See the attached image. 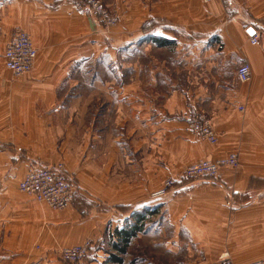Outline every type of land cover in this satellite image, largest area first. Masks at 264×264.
I'll return each mask as SVG.
<instances>
[{
  "label": "crops",
  "instance_id": "obj_1",
  "mask_svg": "<svg viewBox=\"0 0 264 264\" xmlns=\"http://www.w3.org/2000/svg\"><path fill=\"white\" fill-rule=\"evenodd\" d=\"M100 1L116 26L67 0H0V264H63L56 251L87 240L80 264L264 259V31L249 44L264 0ZM16 29L37 53L22 79L2 58ZM195 112L215 145L189 131ZM230 153L236 169L151 199L188 165ZM59 163L78 187L70 207L19 192L28 170ZM135 227L120 252L116 232Z\"/></svg>",
  "mask_w": 264,
  "mask_h": 264
},
{
  "label": "built area",
  "instance_id": "obj_2",
  "mask_svg": "<svg viewBox=\"0 0 264 264\" xmlns=\"http://www.w3.org/2000/svg\"><path fill=\"white\" fill-rule=\"evenodd\" d=\"M71 3L76 13L88 15L98 21L105 29L112 28L118 24V18L110 14L100 0H67ZM214 0H200L202 4H209ZM252 33L249 44L255 47L259 44L263 28H250ZM36 49L25 32L14 30L3 51V66L11 73L13 78H22L32 72L36 58ZM236 80L247 83L250 80V68L246 64L240 65L236 69ZM243 107L238 111L242 112ZM188 129L201 141L209 145L217 143V136L211 123L200 113H193L188 116ZM238 166L237 157L230 153L226 157L215 161L200 160L188 165L176 178L167 179L161 191L151 195L152 200L163 198L176 183L192 181L197 179H207L215 181L219 178L223 169L234 170ZM20 193L32 198L37 203L43 204L54 211H63L70 207L78 194V187L73 179L67 176L63 164L44 166L38 169H30L18 183ZM93 248L91 240L85 241L81 245L62 248L57 252L60 262L64 264H80L88 251ZM213 264H227L220 260ZM246 264H264V259L249 262Z\"/></svg>",
  "mask_w": 264,
  "mask_h": 264
},
{
  "label": "trees",
  "instance_id": "obj_3",
  "mask_svg": "<svg viewBox=\"0 0 264 264\" xmlns=\"http://www.w3.org/2000/svg\"><path fill=\"white\" fill-rule=\"evenodd\" d=\"M149 25H151V23H149ZM136 231H138V227H135L134 230H131V231L127 232V233H124L123 231L118 232V233L116 232V235L119 236V238L122 239L123 242L121 241V245H117V246H115V248L118 249L120 252H123V249H124V247H126L128 240H129L132 236L135 235V232H136ZM124 234H125V236H123ZM118 246H121V247H118ZM91 250H92V249H90V250L88 251V253H87L86 256L84 257L83 261L88 262V261L91 259ZM114 260H115V259H114ZM116 260H117V261H120V259H116Z\"/></svg>",
  "mask_w": 264,
  "mask_h": 264
},
{
  "label": "rangeland",
  "instance_id": "obj_4",
  "mask_svg": "<svg viewBox=\"0 0 264 264\" xmlns=\"http://www.w3.org/2000/svg\"><path fill=\"white\" fill-rule=\"evenodd\" d=\"M101 2H102V1H101ZM102 4H103L105 7H107L103 2H102ZM107 8H108V7H107ZM108 10L110 11V14H112L113 16H115L109 8H108ZM115 17H116V16H115ZM26 76H27V75H26ZM26 76H25V77H26ZM22 78H24V77H22ZM22 78H17V79H22ZM15 79H16V78H15ZM66 248H68V247H66ZM59 250H60V249H59ZM59 250H58V251H59ZM58 251H56V258H57V260L59 261L58 256H57V252H58ZM59 262H60V261H59ZM61 263H62V262H61ZM63 264H64V263H63Z\"/></svg>",
  "mask_w": 264,
  "mask_h": 264
}]
</instances>
